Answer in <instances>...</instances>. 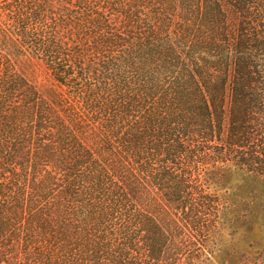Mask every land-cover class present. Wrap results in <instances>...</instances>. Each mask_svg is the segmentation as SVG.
Listing matches in <instances>:
<instances>
[{"label": "trees", "instance_id": "16d2710c", "mask_svg": "<svg viewBox=\"0 0 264 264\" xmlns=\"http://www.w3.org/2000/svg\"><path fill=\"white\" fill-rule=\"evenodd\" d=\"M245 172L264 0H0V264H218Z\"/></svg>", "mask_w": 264, "mask_h": 264}, {"label": "rangeland", "instance_id": "374dc122", "mask_svg": "<svg viewBox=\"0 0 264 264\" xmlns=\"http://www.w3.org/2000/svg\"><path fill=\"white\" fill-rule=\"evenodd\" d=\"M253 175L254 173L248 172L235 174L226 187L228 186L231 200L236 204L264 209V181L256 182L252 179ZM243 221L244 219L237 220L229 213L215 228V241L211 248L218 258V264H240L241 260L245 264V260L254 261L256 258L264 260V218L259 224L254 223L252 226V223Z\"/></svg>", "mask_w": 264, "mask_h": 264}]
</instances>
